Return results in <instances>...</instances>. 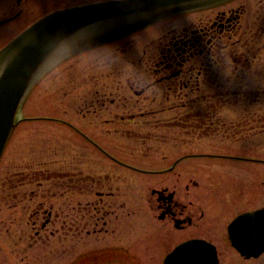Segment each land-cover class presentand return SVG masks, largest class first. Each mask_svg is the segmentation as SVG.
Masks as SVG:
<instances>
[{
  "label": "flooded vegetation",
  "instance_id": "flooded-vegetation-1",
  "mask_svg": "<svg viewBox=\"0 0 264 264\" xmlns=\"http://www.w3.org/2000/svg\"><path fill=\"white\" fill-rule=\"evenodd\" d=\"M109 1L0 0V49L52 12ZM87 29L29 93L0 157V264L264 255L238 249L264 225V0L94 41ZM41 100L54 113L31 112Z\"/></svg>",
  "mask_w": 264,
  "mask_h": 264
},
{
  "label": "water",
  "instance_id": "water-1",
  "mask_svg": "<svg viewBox=\"0 0 264 264\" xmlns=\"http://www.w3.org/2000/svg\"><path fill=\"white\" fill-rule=\"evenodd\" d=\"M222 1L117 0L86 9L57 10L32 24L0 49V156L29 91L51 67L77 49L74 45L85 43L86 39L78 36L80 30L89 27L86 31L91 41L99 40L104 31L116 37L166 16ZM257 241L255 248L239 250L256 256L264 251L263 231Z\"/></svg>",
  "mask_w": 264,
  "mask_h": 264
},
{
  "label": "rangeland",
  "instance_id": "rangeland-1",
  "mask_svg": "<svg viewBox=\"0 0 264 264\" xmlns=\"http://www.w3.org/2000/svg\"><path fill=\"white\" fill-rule=\"evenodd\" d=\"M51 99V98H50ZM30 101V100H29ZM39 103V104H38ZM49 102H44L43 100L41 101H38L36 103H32L30 102V104H33L31 105V112H34V113H54V109L56 108L55 104L53 105V100L50 101V104L48 105V109H44V104L47 105ZM37 104V105H36ZM43 107L40 108V107ZM46 107V106H45ZM26 108V107H25ZM23 109V112H26L27 110L26 109ZM30 109V108H28ZM58 111V110H57ZM40 125V126H39ZM39 125H36V127H41V128H48L50 129L52 132L55 131L56 129H59L60 126L57 125V124H54V123H45L43 125L39 124ZM50 131V132H51ZM55 133V132H53ZM21 132H19L18 130L15 132V135L14 137L16 138L18 135H20ZM50 134V133H49ZM55 135V134H54ZM11 145H12V142L9 144V146H7V149H6V154H5V160H8L9 158H6L8 155H10V150H11ZM177 154H180L179 152ZM225 264H264V255L256 258V259H242V258H237V255L234 254L232 257H227L226 258V261H225Z\"/></svg>",
  "mask_w": 264,
  "mask_h": 264
},
{
  "label": "bare ground",
  "instance_id": "bare-ground-1",
  "mask_svg": "<svg viewBox=\"0 0 264 264\" xmlns=\"http://www.w3.org/2000/svg\"><path fill=\"white\" fill-rule=\"evenodd\" d=\"M142 28V27H141Z\"/></svg>",
  "mask_w": 264,
  "mask_h": 264
}]
</instances>
